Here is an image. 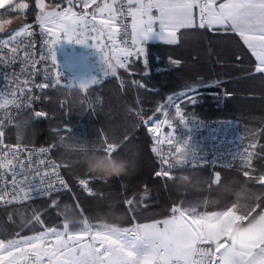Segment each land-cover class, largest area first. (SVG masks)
Instances as JSON below:
<instances>
[{
	"label": "trees",
	"instance_id": "trees-1",
	"mask_svg": "<svg viewBox=\"0 0 264 264\" xmlns=\"http://www.w3.org/2000/svg\"><path fill=\"white\" fill-rule=\"evenodd\" d=\"M25 2L30 5L25 14H5L3 19L20 20V26L34 25L35 0ZM33 31L36 58L39 59L40 29L36 26ZM7 34L0 33V39ZM177 41L174 45L146 43L143 57L131 59L126 68H117L116 77L105 76L86 90L62 85L35 87L45 81L41 65H38L32 77L33 84L28 85L32 89L31 102L25 106L26 96L21 98L19 109L13 106L12 113L0 118L6 125L4 139L10 144L52 146L53 156L61 164L72 193L62 192L0 209V238L42 230L39 225L22 228L34 210L41 213L45 227L62 228L69 219L75 221L70 225L72 230L79 229L83 219L93 225L96 220H113L114 213L119 211L126 217L120 227L132 228L138 223L166 219L172 207L180 206L196 207L199 212L229 208L247 219L239 226L251 223L247 214L254 207L253 201L237 207L232 196L225 195L217 184L230 190L229 181L235 179L237 186L245 183L260 197L255 204H264V195H261L264 186L242 174L247 170L252 177H258L264 172V75L253 72L255 60L235 34L217 36L210 30L181 29ZM237 55L242 58L237 60ZM173 60L178 63H172ZM20 66L18 60L12 64L0 62V75L3 77L10 70L18 71ZM133 81H139L141 86ZM188 85L193 86L195 102L181 103L186 126L176 117L169 97L177 100ZM165 109L169 110L168 118L180 141L175 146V154L184 145L183 139L191 127L234 121L245 137V144L256 145L252 149V167L245 169L236 157L215 167H194L179 161L174 164L178 169L174 177L178 179L181 174H187L193 182L183 190L176 187V180L156 175L161 164L152 151L156 137L147 125L153 119H164ZM36 112L45 115L37 118ZM166 126L159 136L167 130ZM173 128L169 129L173 131ZM105 142L117 145L119 152L105 155L101 150ZM90 154L106 160H127L129 174L111 180L93 173L87 176L84 161ZM176 157L174 155V159ZM216 173L222 177L218 183L215 182ZM96 176L100 179H95ZM81 179L89 181L93 194L80 184ZM129 199L138 202L134 204V212L128 210L126 200ZM259 211L258 208L257 213Z\"/></svg>",
	"mask_w": 264,
	"mask_h": 264
},
{
	"label": "snow or ice",
	"instance_id": "snow-or-ice-1",
	"mask_svg": "<svg viewBox=\"0 0 264 264\" xmlns=\"http://www.w3.org/2000/svg\"><path fill=\"white\" fill-rule=\"evenodd\" d=\"M35 24H24L8 39L0 41V62L12 64L19 60L22 64L21 74L25 79L11 92L12 100L0 94V109L13 104L21 107L20 99L27 106L31 100L32 77L36 74L37 64L48 61L58 67L55 47L61 40L83 44L91 36L97 41V47L103 62L116 67L104 71L103 75L116 77L117 68H126L128 58L133 54L139 59L144 56L142 42L154 32L158 24L162 35L160 39L168 45L177 41L181 29H203L214 32L217 36L229 33L240 38L249 54L254 58L253 72L264 75V0H35ZM30 5L25 0H5L3 12H0V32L11 20L3 19L5 14H25ZM130 20V24H129ZM38 26L41 36L46 37L39 59H36L34 27ZM130 29V30H129ZM130 36L132 48L116 43L118 36ZM23 37L24 39H18ZM106 38V42H105ZM110 49L111 55L104 51ZM22 54V55H21ZM237 60L242 57L237 55ZM146 63V61H145ZM172 63H178L173 60ZM251 74V73H250ZM98 82L93 78L87 82L73 84V87L87 89ZM138 87L139 81H133ZM60 84L59 73L55 78L49 74L46 83L35 84L37 88L56 87ZM24 85V86H22ZM172 100V97H169ZM175 103V114L187 126V118L181 110V103H194L193 86ZM7 115V113H6ZM45 115L36 112L37 118ZM173 128L172 121L165 112V118L156 123ZM6 127L0 120V202L4 205L31 199L33 181L40 177L38 188L43 196L54 190V180L62 186L65 181L57 169L59 163H51L42 158L50 149L41 147L38 150L22 146L5 144ZM19 128V125H17ZM154 129V130H155ZM19 139V137H18ZM187 142V141H185ZM180 143L176 130L156 137L152 151L157 154L161 168L156 175L172 180L177 168L173 163L176 145ZM255 149V143L250 145ZM101 150L105 155L113 156L119 147L105 142ZM252 152L242 158L245 169L252 167ZM134 163V162H133ZM190 165L197 166L195 161ZM68 166V165H65ZM43 167L44 171H41ZM48 169H51L50 171ZM28 173L32 175L29 176ZM243 176L256 179L264 186V172L252 177L247 170ZM87 176L92 173L86 171ZM54 178V179H53ZM221 174H215V182L221 180ZM95 179H100L95 177ZM102 180V179H101ZM80 184L88 189L89 181L81 179ZM134 200H126L128 210L135 211ZM264 212V204L256 203L247 218ZM227 208L223 211L227 212ZM210 212H199L196 207H172L170 217L152 223H138L132 228H120L112 232L101 230L87 219L80 221L82 227L70 230L74 220L66 219L62 228L45 227L41 213L33 211L31 219L23 223L22 228L39 225L42 230L32 235L23 236L16 233L13 238H0V262L2 264H264V243L255 241L237 246L228 239H214L203 231V225L211 219ZM190 217V219H189ZM247 222V219L245 220Z\"/></svg>",
	"mask_w": 264,
	"mask_h": 264
},
{
	"label": "rangeland",
	"instance_id": "rangeland-1",
	"mask_svg": "<svg viewBox=\"0 0 264 264\" xmlns=\"http://www.w3.org/2000/svg\"><path fill=\"white\" fill-rule=\"evenodd\" d=\"M4 3H5V0H0V6H3ZM20 23H21L20 20H13L12 23L6 24L5 30L0 33L2 34L8 33V34L6 37L1 38L0 41L6 40L11 35H14L15 31H18L19 28L21 27ZM161 35H162V32L157 24L154 26V32L149 36V38L142 42L144 49H145L146 43L164 42L160 39ZM40 36H41V33H40ZM177 36H178V33H177ZM18 39H24V38L19 37ZM45 39L46 37L41 36V47H40L39 55L41 54L42 48L45 52L47 51L46 46H44ZM119 41H120V36L116 38V43L118 45H120ZM105 42H106V38H105ZM131 48H132V45H130L129 49ZM99 51L100 50L97 47V41L93 39L91 36H89L88 39L84 40L83 44H77V43H72L66 40H61L55 47L56 60L58 63V67H53L51 60L48 61L47 69L45 68L44 64H37V67L38 65H41L40 68H41L42 73L44 74L45 81L43 83L47 82V76L49 74V71H50V75L52 78H55L57 76V73H59V77H60L59 85L65 86L67 88H79V87H73L72 85L78 84L80 82H87L93 78H98V82H99L103 77H105L103 75V72L106 71ZM104 51L107 52L109 55H111L110 49H104ZM134 58H137L135 54H133L131 57L128 58L126 67L128 66L130 60ZM112 63H115V61H112ZM21 68L22 66L19 67L18 71L10 70L3 77L0 75V94H2L3 97H6L9 100L13 99V97L11 96V92L14 89H16L17 77H19L20 82H22L25 79V76L21 74ZM24 87H25V90H27L28 85ZM82 90H86V89H82ZM174 102L175 103H180V102L177 101L176 99L175 100L172 99L169 101L170 106L175 109ZM13 106L15 105L10 104L8 105L6 109H0V118L3 115L4 117H6L9 113H12ZM168 111H169L168 109H165L163 113L164 114L165 112L168 113ZM166 127H167V130L163 134H166L171 131L168 126ZM160 134L161 133H159V135ZM159 135H156L155 137H158ZM241 142L242 140L240 141V143ZM205 212H208V211H205ZM209 215L211 219L207 221L206 223H204L203 231L211 234L214 239H224L225 236H231V234L234 232L236 228L238 227L246 228L251 224L249 223L245 226H239V223L244 221L245 218H242L241 216H239L233 209H230L229 211L223 212V213L210 212ZM70 230L72 229L70 228ZM258 235L259 233H251L250 231L249 240L255 241L257 243H264V239H257ZM23 236H27V235H23ZM243 245H246V244H243ZM0 264H2V262H0ZM18 264H23V261H18Z\"/></svg>",
	"mask_w": 264,
	"mask_h": 264
},
{
	"label": "built area",
	"instance_id": "built-area-1",
	"mask_svg": "<svg viewBox=\"0 0 264 264\" xmlns=\"http://www.w3.org/2000/svg\"><path fill=\"white\" fill-rule=\"evenodd\" d=\"M99 2V0H98ZM130 24V20H129ZM130 30V29H129ZM123 41H128L127 47L131 45L130 36H120L119 44L124 47ZM163 119H153L147 125V128L156 136L161 132L163 125L159 129H155L156 123H159ZM155 129V130H154ZM183 139L184 145H188L191 148L192 155L191 158L183 161L184 164L190 165V162L195 161L197 166H210L215 167L216 165L223 163L226 164L233 157L242 161V158L247 155L248 152H252L250 146L246 145L245 137L242 136L238 131V125L234 121H221L218 123H208L201 127H191L188 133ZM242 142L240 143V141ZM5 141V139H4ZM187 141V142H185ZM5 144H10L5 141ZM16 145V144H12ZM22 146H27L28 148L39 149L41 147L50 149L42 158L50 161L51 163H59L53 156V147L47 145H34V144H21ZM179 150L177 151V153ZM177 153L175 155H177ZM179 162L177 157L173 160V163ZM192 166V165H190ZM196 167V166H195ZM49 171L51 169H48ZM43 172V167L41 168ZM60 177L65 181L66 186L60 185L54 180V190L48 196H43L41 190L38 188L40 177H36L33 181L31 199L23 200L17 203L4 205L0 202V209L7 208L27 202H32L39 199H44L56 195L62 192L72 193V187L65 177L62 166L57 169ZM31 176V173H28ZM54 179V178H53Z\"/></svg>",
	"mask_w": 264,
	"mask_h": 264
},
{
	"label": "clouds",
	"instance_id": "clouds-1",
	"mask_svg": "<svg viewBox=\"0 0 264 264\" xmlns=\"http://www.w3.org/2000/svg\"><path fill=\"white\" fill-rule=\"evenodd\" d=\"M104 63V68L106 71L111 72L116 65L114 63L109 66L107 63ZM192 151L188 145H183L180 148V151L177 153V159L180 162L186 161L191 158ZM85 168L90 173L99 175L105 180H111L113 178H119L129 174V164L127 160H106L98 155L90 154L85 158L84 161ZM176 180V187L183 190L186 186L191 185L193 182L187 174H181L179 178L173 177ZM231 189H225L224 185L217 184L218 188L224 190L225 195H231L233 202L237 204V207L243 202L248 200L253 201V206L257 201L259 195L253 193V190L245 183H239L237 186V181L234 179L229 181ZM264 195V194H261ZM115 219H103L96 220V225L101 228V230L112 232L114 230H119L120 223L126 218L124 212L119 211L114 213ZM251 224L246 228H236L231 236H225L231 243L236 244L237 246L253 242L249 240V233H259L257 239H264V212H260L254 217L250 218Z\"/></svg>",
	"mask_w": 264,
	"mask_h": 264
},
{
	"label": "crops",
	"instance_id": "crops-1",
	"mask_svg": "<svg viewBox=\"0 0 264 264\" xmlns=\"http://www.w3.org/2000/svg\"><path fill=\"white\" fill-rule=\"evenodd\" d=\"M178 37V36H177Z\"/></svg>",
	"mask_w": 264,
	"mask_h": 264
}]
</instances>
